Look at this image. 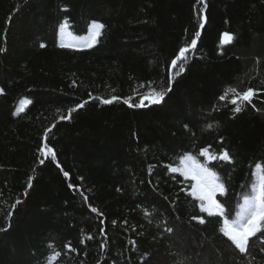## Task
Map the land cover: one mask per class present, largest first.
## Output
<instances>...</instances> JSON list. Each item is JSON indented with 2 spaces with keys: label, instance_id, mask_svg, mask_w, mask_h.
Segmentation results:
<instances>
[{
  "label": "trees",
  "instance_id": "trees-1",
  "mask_svg": "<svg viewBox=\"0 0 264 264\" xmlns=\"http://www.w3.org/2000/svg\"><path fill=\"white\" fill-rule=\"evenodd\" d=\"M0 49V264H264L220 231L264 181V0H0Z\"/></svg>",
  "mask_w": 264,
  "mask_h": 264
},
{
  "label": "snow or ice",
  "instance_id": "snow-or-ice-1",
  "mask_svg": "<svg viewBox=\"0 0 264 264\" xmlns=\"http://www.w3.org/2000/svg\"><path fill=\"white\" fill-rule=\"evenodd\" d=\"M202 2V0H201ZM204 18H202L203 21ZM63 27H67V22L63 25ZM92 27V36L90 38V41L87 43V47H92L93 44L96 42L97 38L101 34V30L104 28L103 24L93 22L91 25ZM200 27H204V23L202 22L200 24ZM226 36L229 38V42H231L234 37L229 34L225 33ZM196 36H199V32L196 33ZM223 43V41H222ZM197 45V40L194 38L191 40V48L195 49ZM45 45L41 44V47H44ZM61 47H71L72 45L68 44H61ZM2 50V49H0ZM189 49L182 48L180 49V56L184 57L185 53L188 52ZM172 66L175 67L177 64V61L174 59L172 60ZM171 90L170 88L168 89ZM231 91L235 92V89H232ZM254 90L249 88L246 92L240 94V97L245 100L249 101L251 97L254 95ZM166 95V92L160 91L156 92L153 90L148 95L144 96L141 99V102L139 104H131L129 100H124L125 104H128L129 107L135 106V107H144V100H149L151 104H159L161 101H163L164 96ZM118 99L117 97H113L111 99H102L101 102L103 104H111L113 100ZM221 99H224L222 96ZM233 104L237 103V100L234 98L231 101ZM84 105L80 104L77 107L82 108ZM75 110V109H74ZM235 112H240L241 108L236 107L234 109ZM50 153H52V159L55 160V153L52 149H48ZM223 159L227 160L229 159V153L225 151L223 153ZM41 164L44 163L43 160L40 161ZM171 171L173 173L179 171V169L173 167L171 168ZM65 176H68V173H64ZM184 175L190 176L192 180L196 181V188L200 192V199L207 201V206L201 205V211L207 212L208 215H223L224 214V207L223 205L216 200V192L219 191L221 194L225 192V186L223 184H216L215 183V176L212 174L211 176L208 173V170L204 168L203 166H197L194 169H186L184 171ZM29 187H31V181H29ZM71 187V185H70ZM246 203L249 205V208L246 210L247 215L243 222L240 223H230L228 219H224L223 221V227L220 229V231L223 233L224 236H226L239 250L240 253H246L248 251L249 247V240L251 237L255 236L257 232L261 230V225L264 223V181L260 182L259 185V191L257 194L246 198ZM93 212L96 211L95 208L92 209ZM193 219H198L199 223L204 224L205 220L203 218L199 217H193ZM103 247V245H102ZM57 256L59 253L56 254Z\"/></svg>",
  "mask_w": 264,
  "mask_h": 264
},
{
  "label": "rangeland",
  "instance_id": "rangeland-1",
  "mask_svg": "<svg viewBox=\"0 0 264 264\" xmlns=\"http://www.w3.org/2000/svg\"><path fill=\"white\" fill-rule=\"evenodd\" d=\"M223 38L226 39V38H228V36H226V35L224 34V35H223Z\"/></svg>",
  "mask_w": 264,
  "mask_h": 264
}]
</instances>
